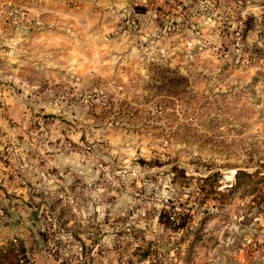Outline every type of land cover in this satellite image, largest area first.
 Returning <instances> with one entry per match:
<instances>
[{"label": "rangeland", "instance_id": "374dc122", "mask_svg": "<svg viewBox=\"0 0 264 264\" xmlns=\"http://www.w3.org/2000/svg\"><path fill=\"white\" fill-rule=\"evenodd\" d=\"M0 264H264V0H0Z\"/></svg>", "mask_w": 264, "mask_h": 264}, {"label": "built area", "instance_id": "2783aa9c", "mask_svg": "<svg viewBox=\"0 0 264 264\" xmlns=\"http://www.w3.org/2000/svg\"><path fill=\"white\" fill-rule=\"evenodd\" d=\"M242 20L238 22V26H236V29L234 30L233 33V43L232 46L235 48L236 51H238L240 45H241V37H242Z\"/></svg>", "mask_w": 264, "mask_h": 264}, {"label": "trees", "instance_id": "16d2710c", "mask_svg": "<svg viewBox=\"0 0 264 264\" xmlns=\"http://www.w3.org/2000/svg\"><path fill=\"white\" fill-rule=\"evenodd\" d=\"M237 178H238V175H237Z\"/></svg>", "mask_w": 264, "mask_h": 264}]
</instances>
